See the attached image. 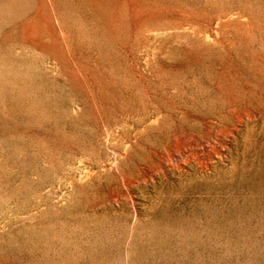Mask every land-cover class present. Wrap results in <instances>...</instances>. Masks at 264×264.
<instances>
[{"label": "rangeland", "instance_id": "rangeland-1", "mask_svg": "<svg viewBox=\"0 0 264 264\" xmlns=\"http://www.w3.org/2000/svg\"><path fill=\"white\" fill-rule=\"evenodd\" d=\"M0 264H264V0H0Z\"/></svg>", "mask_w": 264, "mask_h": 264}]
</instances>
